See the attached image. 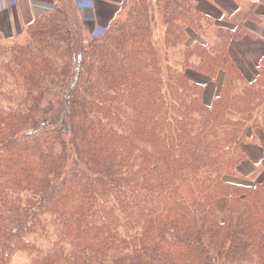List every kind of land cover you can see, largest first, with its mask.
<instances>
[{"label": "trees", "instance_id": "trees-1", "mask_svg": "<svg viewBox=\"0 0 264 264\" xmlns=\"http://www.w3.org/2000/svg\"><path fill=\"white\" fill-rule=\"evenodd\" d=\"M200 1L122 0L96 39L55 0L0 32V264H264V161L230 181L264 141V58L234 59L263 19ZM195 75L222 78L210 104Z\"/></svg>", "mask_w": 264, "mask_h": 264}, {"label": "crops", "instance_id": "crops-1", "mask_svg": "<svg viewBox=\"0 0 264 264\" xmlns=\"http://www.w3.org/2000/svg\"><path fill=\"white\" fill-rule=\"evenodd\" d=\"M223 5L224 12L231 15L240 9L243 3L238 0H216ZM247 4H255V13L258 17L263 19L261 25L249 22L246 27L252 31L253 35L246 36L242 42L241 50L246 51L245 57H237L243 66L247 63L258 65L264 58V0H243ZM79 6V15L82 17L83 25L85 28L90 29L93 27L95 32L99 35H103L111 20L115 18L120 11V3L122 0H77ZM12 7L15 11H19V17L16 13L11 20L14 27L20 25L26 26L30 24L34 19H37L44 15L46 12L53 11L55 7V0H0V17L5 14V10ZM221 11V10H220ZM0 19V26H1ZM92 34V33H90ZM245 52V53H246ZM259 149L264 150L263 145Z\"/></svg>", "mask_w": 264, "mask_h": 264}, {"label": "rangeland", "instance_id": "rangeland-1", "mask_svg": "<svg viewBox=\"0 0 264 264\" xmlns=\"http://www.w3.org/2000/svg\"><path fill=\"white\" fill-rule=\"evenodd\" d=\"M151 1L155 2L156 6H157V7H155L156 10L159 11L160 15H162L163 12L160 9L161 6L157 2V0H151ZM60 5H63V3H61ZM222 6L223 5L218 3L216 0H211V2L210 1L209 2L208 1H206V2L200 1L198 8L203 10L205 13L210 14L212 17L219 19L220 17L223 16L220 14V10L223 8ZM78 9H79V6L76 5L75 6L76 13H77ZM15 13H16L17 17H19V11H15L12 7H9L8 10H5V14L3 16L1 14V17H0V19L2 20L1 26H0V32H2L3 37H8V38L12 39L11 41H13V42L19 38L18 35L20 33H22V31L27 26V25L23 26L21 23H20V25H18L16 27L13 26L11 20H13V16ZM159 14H158V16H159ZM79 16L80 15L78 13L75 15L72 14V20H71L72 23L74 25H76L77 27L82 26L84 28V30L86 31L87 35L92 36L93 38H96V39L101 38V35L97 36L98 34L95 32V29L93 27H90L91 32H90V29L85 28L83 25L84 20L82 19V17H79ZM157 21L162 22L163 20H162V18L161 19L158 18ZM108 26L109 25L105 26L106 30H107ZM106 30H105V32H106ZM164 31H166V27L159 26L156 29L157 35L159 37V42H160V36L164 33ZM90 33H92V34H90ZM21 38H23V37H21ZM21 38H19L18 40H22ZM159 42L155 38V45H156V48H158L157 51H158L160 56L161 55L163 56L165 52H163L161 54L160 47H158ZM245 52L238 54L239 57L243 58V57H245L244 55H247V57H248V53L247 52L245 53ZM168 56H169V58H166V53H165V58L160 57L164 69H166L168 66L174 67L177 64H182V62L184 61V57L182 55H180V56L173 55L172 56L171 52H169ZM75 59H76V57H75ZM234 59L236 60V62L238 64L241 65V67L245 70V72H249V68H251V65H253L252 63H247L246 66H243L237 57H234ZM191 78L193 80H195L197 83H202V84L206 85L207 91H206L205 100H206L207 104H210V102L219 94V92L221 90V84H222V78L221 77H218L216 80H213V79L207 78L205 76L195 75L194 78L192 76H191ZM252 135L256 136V141L254 143H250L251 145L248 144L247 146L244 147V151L247 154L248 161L243 165V167L240 170V172L238 173L237 177H234L232 179L228 178V179H230V181H232L234 183L249 184L250 185V184H252L251 181H257L258 179L260 180V178L262 177V174L258 173L256 175L257 177L255 179H253V177H255L253 175V173H255V171L252 173L253 168L255 166V167H258L257 169H259L260 163L264 161V150L259 149V130L254 131V133ZM225 203H226L225 199H220L218 202V205H217L216 216H217L219 222H223V219H224ZM10 264H30V257L26 253L19 252L13 257Z\"/></svg>", "mask_w": 264, "mask_h": 264}]
</instances>
